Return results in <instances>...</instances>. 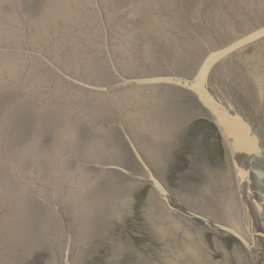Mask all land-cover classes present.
<instances>
[{"label": "water", "instance_id": "water-1", "mask_svg": "<svg viewBox=\"0 0 264 264\" xmlns=\"http://www.w3.org/2000/svg\"><path fill=\"white\" fill-rule=\"evenodd\" d=\"M0 264H264V0H0Z\"/></svg>", "mask_w": 264, "mask_h": 264}, {"label": "flooded vegetation", "instance_id": "flooded-vegetation-1", "mask_svg": "<svg viewBox=\"0 0 264 264\" xmlns=\"http://www.w3.org/2000/svg\"><path fill=\"white\" fill-rule=\"evenodd\" d=\"M202 141V143H204L203 139H200ZM212 143L214 144V139H212Z\"/></svg>", "mask_w": 264, "mask_h": 264}]
</instances>
